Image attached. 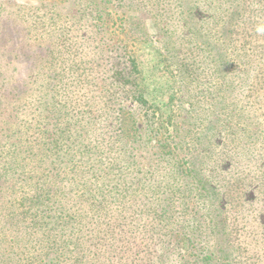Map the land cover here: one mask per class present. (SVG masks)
<instances>
[{
    "label": "rangeland",
    "instance_id": "obj_1",
    "mask_svg": "<svg viewBox=\"0 0 264 264\" xmlns=\"http://www.w3.org/2000/svg\"><path fill=\"white\" fill-rule=\"evenodd\" d=\"M194 1L0 0V254L25 194L42 264H264V64Z\"/></svg>",
    "mask_w": 264,
    "mask_h": 264
},
{
    "label": "trees",
    "instance_id": "obj_2",
    "mask_svg": "<svg viewBox=\"0 0 264 264\" xmlns=\"http://www.w3.org/2000/svg\"><path fill=\"white\" fill-rule=\"evenodd\" d=\"M192 6H194L193 13L195 17H200L204 21L208 20V23L210 22L211 25L215 26V29L218 27L220 31L225 30L227 35L230 33L228 39L230 43H234L237 48L241 47L250 51L255 49V51H251V53L254 55L255 52V54L258 55L257 60L259 62V67L264 64V5L260 1L195 0ZM220 15L221 17H219ZM260 59H262L261 62L259 61ZM61 137H63V135ZM71 167L74 175L80 178L84 177V168L76 164H73ZM82 181L84 187V178ZM70 183L76 187L74 182ZM79 197L89 202L87 204L91 207V211L93 213L95 211L98 216L100 211H98V206H96L95 201H93L94 196L85 191L79 195ZM34 202V197H29L25 194L17 196L15 200V204L19 209L17 218L19 222L25 225L28 239L25 244L20 241L13 243L15 251L11 255L0 254V264H42V262L39 261L42 257L37 255L36 252L45 251L46 248L49 247H52L51 249L55 248V250L60 248V240L55 241V243L58 244H54V242L52 244L51 238H48L46 242L29 243V237L42 229L37 217L31 213ZM11 229L12 225L8 222L0 224V250L7 243L6 233L11 231ZM93 238L98 240L94 236ZM80 242L81 244L78 242L75 244L68 242L66 248L68 256L57 264H97V253L95 248L98 242L91 241L89 244L85 239H82ZM9 243H11L10 240ZM87 243L88 246H85ZM29 247L32 248V250H29ZM77 252H80V258L77 257Z\"/></svg>",
    "mask_w": 264,
    "mask_h": 264
}]
</instances>
